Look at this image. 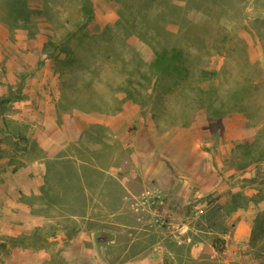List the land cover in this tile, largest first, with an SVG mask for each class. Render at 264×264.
Instances as JSON below:
<instances>
[{
	"label": "rangeland",
	"instance_id": "rangeland-1",
	"mask_svg": "<svg viewBox=\"0 0 264 264\" xmlns=\"http://www.w3.org/2000/svg\"><path fill=\"white\" fill-rule=\"evenodd\" d=\"M23 1L0 0V98L29 99V111L45 107L49 118L68 108L124 110L137 142L144 150L153 146L160 160L157 179L146 185V206L156 210L159 227L175 218L222 250L219 234L231 228V211L264 209V84L257 83L264 79V0H173L179 14L161 19L173 35L152 30L147 42L116 26L120 0H89L93 14L83 10L84 0ZM151 11L168 7L154 3ZM77 25L98 36L99 47L86 43L83 64L70 66L74 53L67 47L76 41L67 34ZM107 25L114 35L102 33ZM175 43L190 51L192 72L163 93L145 74L155 48ZM248 81L254 88L235 96ZM120 88L136 101L123 100ZM16 101L0 109L18 111ZM21 255L16 248L0 251V264H21Z\"/></svg>",
	"mask_w": 264,
	"mask_h": 264
},
{
	"label": "crops",
	"instance_id": "crops-1",
	"mask_svg": "<svg viewBox=\"0 0 264 264\" xmlns=\"http://www.w3.org/2000/svg\"><path fill=\"white\" fill-rule=\"evenodd\" d=\"M28 102L5 115L16 135L2 133L0 118V237L23 238L10 247L21 249V264H260L253 209L231 211L222 250L175 218L159 227L146 185L160 160L137 142L124 110L68 108L49 118Z\"/></svg>",
	"mask_w": 264,
	"mask_h": 264
},
{
	"label": "trees",
	"instance_id": "trees-1",
	"mask_svg": "<svg viewBox=\"0 0 264 264\" xmlns=\"http://www.w3.org/2000/svg\"><path fill=\"white\" fill-rule=\"evenodd\" d=\"M84 1L86 4L83 6V10L88 14H93L92 6L90 7V4L88 2L89 0ZM25 2L26 0L23 1L24 5ZM120 3L122 6L119 10V19L116 22V26L123 32L129 30V35H127V38H129V36L131 35H135L147 42V35L150 34L152 30H155L161 34L165 32L173 35V33L166 28L168 22H162L161 19H165L167 15L179 14L181 6L178 3H175L173 0H120ZM154 3L165 4L168 7L167 13H152L151 10L154 6ZM140 14L142 15L143 19L137 16ZM77 26L79 27V29L76 32L70 31V33L67 34V36H72L73 41H76L73 46L68 45L67 47V49L70 51V57L71 55L73 56L74 53L73 59H71L70 61V66H78V64L80 63L83 64V56L81 55L80 48L85 47L86 43H90L95 48L99 47V42L96 39L98 36H94L88 33L85 25ZM102 33L104 35H114L115 32L110 25H107ZM241 41L245 44L243 40ZM223 42L226 43L225 37L223 38ZM234 46L235 43H232V47H230L229 50L233 51ZM58 48L59 47H57L56 44L54 46L55 51H57ZM245 48V62L251 63L252 61L250 60L248 50L247 48ZM189 53L190 51L187 50L184 46L179 45V43L165 45L162 47V49L155 48L156 57L150 63L149 72L145 74V78L149 81L155 78V80L157 81V86H160L161 92L163 93L173 91V85H177L189 80V75L192 72V69L188 65L191 55V53ZM139 63L141 64V66H144V61L140 60ZM123 80L124 83L132 81L126 78H124ZM258 82L260 84H264V79L257 81V83ZM250 86L254 88L255 85H253V81H248L246 85H244L241 89H236L235 96L246 93ZM120 90L125 91L127 94V96L123 100L133 99L134 101H136V99L132 96L131 90L129 88H120ZM17 99L18 98L16 97H1L0 106L6 104L9 101H15ZM119 110H121V108L116 109V111ZM6 113V110L2 111V109H0V118L3 125L5 126V128L2 129V133L5 135H16V132L18 131L17 125L15 123H12V119L5 116ZM4 139H6V137ZM22 239L23 238L0 237V251H9L10 247L16 246L19 242H21ZM250 242L257 255H264V209L259 211L254 218Z\"/></svg>",
	"mask_w": 264,
	"mask_h": 264
},
{
	"label": "built area",
	"instance_id": "built-area-1",
	"mask_svg": "<svg viewBox=\"0 0 264 264\" xmlns=\"http://www.w3.org/2000/svg\"><path fill=\"white\" fill-rule=\"evenodd\" d=\"M148 193H149V191H148Z\"/></svg>",
	"mask_w": 264,
	"mask_h": 264
}]
</instances>
